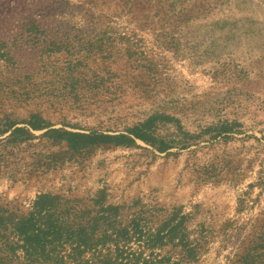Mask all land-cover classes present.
I'll use <instances>...</instances> for the list:
<instances>
[{"label":"rangeland","instance_id":"1","mask_svg":"<svg viewBox=\"0 0 264 264\" xmlns=\"http://www.w3.org/2000/svg\"><path fill=\"white\" fill-rule=\"evenodd\" d=\"M5 123L0 248L38 194L105 190L123 220L190 213V238L206 242L188 264H236L264 221V0H0ZM146 123L135 143L74 152L49 140ZM16 129L27 142L7 143ZM132 245L144 257L169 249ZM104 258L87 252L83 264Z\"/></svg>","mask_w":264,"mask_h":264},{"label":"trees","instance_id":"2","mask_svg":"<svg viewBox=\"0 0 264 264\" xmlns=\"http://www.w3.org/2000/svg\"><path fill=\"white\" fill-rule=\"evenodd\" d=\"M30 125L40 128L39 124ZM3 126L0 133L9 130L13 123ZM149 129L146 123L120 134L63 132L52 135L49 140L55 144L64 142L70 151L77 152L98 143L127 144L135 143L136 138L148 140ZM16 133L17 129L7 143L28 141L29 137L19 138ZM58 160L59 157L53 155L45 159L37 157L33 166L45 171L51 161L58 163ZM68 190L44 191L37 195L31 208H21L13 221V236L7 233L8 228L4 230L0 248L4 264H83V255L87 252H92L93 257L105 255L102 264H188L198 259L206 242L201 231L200 238H190L191 214H184L181 208L140 209L131 219L123 220V205L106 203L105 190L87 197L68 193ZM254 234L258 236L249 242L248 253L241 255L236 264H264V221ZM133 243L139 248L169 249L165 253L152 251L144 257ZM18 248L24 253L18 254Z\"/></svg>","mask_w":264,"mask_h":264}]
</instances>
